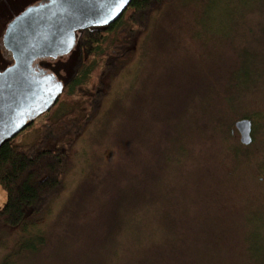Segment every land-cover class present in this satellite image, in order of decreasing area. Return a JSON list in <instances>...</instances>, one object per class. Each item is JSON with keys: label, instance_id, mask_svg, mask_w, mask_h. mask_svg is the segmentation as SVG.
I'll return each instance as SVG.
<instances>
[{"label": "rangeland", "instance_id": "374dc122", "mask_svg": "<svg viewBox=\"0 0 264 264\" xmlns=\"http://www.w3.org/2000/svg\"><path fill=\"white\" fill-rule=\"evenodd\" d=\"M43 1L0 0V71L13 63L7 24ZM146 30L71 148L51 144L65 188L2 235L0 264H264V0H172ZM79 57L35 67L65 83ZM243 117L249 146L234 129ZM18 135L37 139L34 126Z\"/></svg>", "mask_w": 264, "mask_h": 264}, {"label": "trees", "instance_id": "16d2710c", "mask_svg": "<svg viewBox=\"0 0 264 264\" xmlns=\"http://www.w3.org/2000/svg\"><path fill=\"white\" fill-rule=\"evenodd\" d=\"M171 1L132 0L115 23L76 34L78 64L50 111L56 112L61 105L70 110L36 126L35 121L31 123L29 127L34 126L37 132L34 142L18 143V135L0 147V187L6 194V203L0 208V238L39 219L50 201L63 192L66 158L51 144L58 142L64 150L71 148L101 110L108 92V88L107 92L103 90V79L114 76L132 58L130 48L137 35L147 31L150 13L160 11Z\"/></svg>", "mask_w": 264, "mask_h": 264}, {"label": "water", "instance_id": "95a60500", "mask_svg": "<svg viewBox=\"0 0 264 264\" xmlns=\"http://www.w3.org/2000/svg\"><path fill=\"white\" fill-rule=\"evenodd\" d=\"M132 0H45L14 17L6 26L3 47L13 63L0 71V147L50 111L65 83L35 68L76 47L78 32L115 23ZM239 143L249 146L252 123L234 122Z\"/></svg>", "mask_w": 264, "mask_h": 264}, {"label": "crops", "instance_id": "0c3cea01", "mask_svg": "<svg viewBox=\"0 0 264 264\" xmlns=\"http://www.w3.org/2000/svg\"><path fill=\"white\" fill-rule=\"evenodd\" d=\"M6 200V199H5ZM5 204L4 198H0V208Z\"/></svg>", "mask_w": 264, "mask_h": 264}, {"label": "flooded vegetation", "instance_id": "af4514ba", "mask_svg": "<svg viewBox=\"0 0 264 264\" xmlns=\"http://www.w3.org/2000/svg\"><path fill=\"white\" fill-rule=\"evenodd\" d=\"M36 68V67H35ZM37 69V68H36Z\"/></svg>", "mask_w": 264, "mask_h": 264}]
</instances>
